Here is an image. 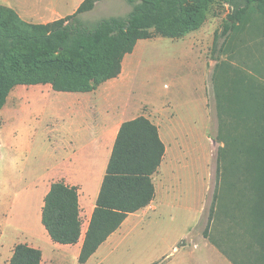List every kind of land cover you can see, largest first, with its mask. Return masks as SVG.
Instances as JSON below:
<instances>
[{
    "label": "rangeland",
    "instance_id": "rangeland-1",
    "mask_svg": "<svg viewBox=\"0 0 264 264\" xmlns=\"http://www.w3.org/2000/svg\"><path fill=\"white\" fill-rule=\"evenodd\" d=\"M132 10L128 0H99L79 19L91 29ZM226 14H209L181 38L141 39L126 57V79L103 82L104 92L122 88L129 117L144 114L160 127L166 155L153 176L155 200L130 215L85 264H264L261 227L251 221L258 176L251 144L255 128L264 126L256 117L264 113V17L215 44ZM49 100L31 95L9 114L0 110V141L24 146L18 169L48 163L41 134ZM9 186L25 205L20 218L4 223L0 264H8L16 244L33 238L44 251L42 264H81L45 231L31 188L21 179Z\"/></svg>",
    "mask_w": 264,
    "mask_h": 264
},
{
    "label": "trees",
    "instance_id": "trees-1",
    "mask_svg": "<svg viewBox=\"0 0 264 264\" xmlns=\"http://www.w3.org/2000/svg\"><path fill=\"white\" fill-rule=\"evenodd\" d=\"M98 1L85 0L75 13L47 24L27 22L14 9L0 4V110L17 85L50 83L57 91H93L121 73L125 56L139 40L184 37L200 29L211 13L221 16L227 12L215 44L220 36L226 43L231 32L264 17V0H128L133 6L128 15L103 18L90 29L79 15L92 10ZM256 117L264 122V113ZM254 133L260 145L251 144L258 161L251 221L261 227L258 234L264 251V126ZM165 153L159 127L151 119L141 115L122 123L79 263H87L129 214L155 199L153 176ZM83 223L78 186L54 181L42 209V224L51 239L76 244ZM42 259L40 248L18 243L8 264H42Z\"/></svg>",
    "mask_w": 264,
    "mask_h": 264
},
{
    "label": "crops",
    "instance_id": "crops-1",
    "mask_svg": "<svg viewBox=\"0 0 264 264\" xmlns=\"http://www.w3.org/2000/svg\"><path fill=\"white\" fill-rule=\"evenodd\" d=\"M84 1L85 0H0V4L14 9L19 16L27 22L47 24L75 13ZM129 54H127L123 60L121 73L117 77L109 79L106 82L116 80L120 76L126 79L123 75L125 60ZM104 83L99 85L97 89L88 92L57 91L50 83L17 85L12 89L5 105L1 109L4 114H9L17 108L19 101L25 97L34 95L50 98L49 107L44 109L45 112L42 111V115L45 113L47 116L49 113V116L44 122V128L41 134L43 139L42 144L45 149V157L48 159V163H36L28 170L24 169V167L18 169L15 163L20 159L16 156L21 149L23 150L24 146L15 139L10 143L7 142L9 146L0 141V182L2 184L0 186V197H2V202L0 200V216L2 217V219H0V237L7 233L5 231V221L10 225L15 218H20L19 206L25 205V200L20 201V193L13 192L9 185L14 183L16 179H21L24 188H26V186L31 188L29 190V195L31 198H38L40 206L38 218L42 221V209L46 194L49 192L54 181L64 180L67 184L78 186L83 220L84 215L86 216V222L83 223L82 236L79 242L64 246L70 247V249L74 251L75 256L79 258L86 231L96 206V201L120 127L123 122L141 116L129 117V112L123 107L122 99L124 91L122 88L104 92L102 91ZM14 93L15 95L12 96ZM144 116L151 119L147 115ZM8 147H10V149L7 150ZM11 162L13 164H11ZM84 194H87L85 200H83L82 197ZM135 213L129 214L128 217ZM45 231L47 232L46 229ZM45 231L41 229L42 235L48 240ZM112 235H110L99 247L94 255L100 251ZM33 239L34 243L28 244L40 248L44 256V251L40 242L35 238ZM11 245H13V243Z\"/></svg>",
    "mask_w": 264,
    "mask_h": 264
}]
</instances>
